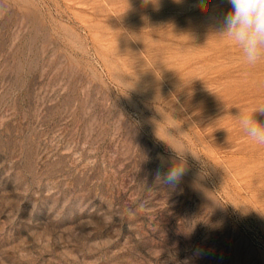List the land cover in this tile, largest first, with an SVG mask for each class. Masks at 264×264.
Wrapping results in <instances>:
<instances>
[{"label":"rangeland","instance_id":"rangeland-1","mask_svg":"<svg viewBox=\"0 0 264 264\" xmlns=\"http://www.w3.org/2000/svg\"><path fill=\"white\" fill-rule=\"evenodd\" d=\"M193 4L0 0V264H264V58Z\"/></svg>","mask_w":264,"mask_h":264},{"label":"clouds","instance_id":"clouds-1","mask_svg":"<svg viewBox=\"0 0 264 264\" xmlns=\"http://www.w3.org/2000/svg\"><path fill=\"white\" fill-rule=\"evenodd\" d=\"M179 2V0H178ZM212 0H194L193 7L208 12ZM230 9L220 17H213L219 26V34L238 45L243 61L256 65L264 58V0H227ZM264 115V104L254 105L238 116V122L246 135L256 144L264 145V124L254 114ZM185 172L182 161H177L167 171H157V179L164 185L179 184Z\"/></svg>","mask_w":264,"mask_h":264}]
</instances>
